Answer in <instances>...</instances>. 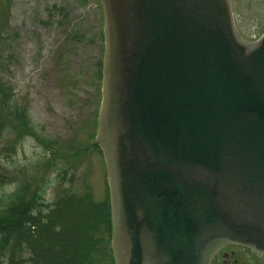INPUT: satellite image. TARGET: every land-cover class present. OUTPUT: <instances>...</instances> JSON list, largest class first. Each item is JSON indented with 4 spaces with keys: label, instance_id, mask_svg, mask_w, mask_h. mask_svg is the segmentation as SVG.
I'll return each mask as SVG.
<instances>
[{
    "label": "water",
    "instance_id": "95a60500",
    "mask_svg": "<svg viewBox=\"0 0 264 264\" xmlns=\"http://www.w3.org/2000/svg\"><path fill=\"white\" fill-rule=\"evenodd\" d=\"M100 1L115 263L264 251V33L241 38L228 0Z\"/></svg>",
    "mask_w": 264,
    "mask_h": 264
},
{
    "label": "rangeland",
    "instance_id": "374dc122",
    "mask_svg": "<svg viewBox=\"0 0 264 264\" xmlns=\"http://www.w3.org/2000/svg\"><path fill=\"white\" fill-rule=\"evenodd\" d=\"M101 10L98 0H0V78L19 107L13 117L12 99L0 104V198L28 183L27 199H35L19 229L28 236L0 246V264H114L109 241L103 252L95 237L108 218L104 160L91 144L101 99ZM39 219L49 226L42 236ZM87 223L95 235L84 233ZM63 246L77 247L78 258L64 259Z\"/></svg>",
    "mask_w": 264,
    "mask_h": 264
},
{
    "label": "trees",
    "instance_id": "16d2710c",
    "mask_svg": "<svg viewBox=\"0 0 264 264\" xmlns=\"http://www.w3.org/2000/svg\"><path fill=\"white\" fill-rule=\"evenodd\" d=\"M100 75V72H99ZM0 104L2 107L9 105L10 98L13 101V97L10 93L6 92L4 86L2 84V80L0 78ZM7 113H11L14 117V114H19V107L13 101L10 106H8ZM5 117L4 113L0 111V127L3 126L2 118ZM12 120V119H11ZM91 144H95L92 143ZM79 148V146H78ZM98 149V146L96 145ZM80 149V148H79ZM28 186L27 183H22L21 185L16 188L14 192L9 194L6 197L0 198V246L4 249L9 245L12 241L16 240L15 238H21L24 236H28L25 231L20 232L19 229L22 227L23 223H25L24 219V211L28 207V205L32 204L35 199H27L28 193ZM34 198V197H33ZM103 207L107 209L108 218H106V225L103 230V234L100 236H95L99 238V245H101L103 252L105 251V240L109 241V236H105L109 232V223H110V216H109V204L108 202L103 203ZM30 220L29 217H27ZM39 225L41 226L40 230L38 231V236L45 235L48 231V223L45 220L39 219ZM96 227L95 225H87L84 226V233L95 235ZM64 251V259H68L69 256H75L78 258V249L77 247L72 250L71 252L66 246H63ZM111 252V251H110ZM93 264V263H91Z\"/></svg>",
    "mask_w": 264,
    "mask_h": 264
},
{
    "label": "flooded vegetation",
    "instance_id": "af4514ba",
    "mask_svg": "<svg viewBox=\"0 0 264 264\" xmlns=\"http://www.w3.org/2000/svg\"><path fill=\"white\" fill-rule=\"evenodd\" d=\"M233 25L237 34L247 40L255 41L264 33V0H228ZM251 10H263V15L255 16L254 19L247 18L245 12ZM238 11H242L241 13ZM102 23L103 19L101 17ZM100 20V21H101ZM252 26L255 31L246 30L245 26ZM103 157V153L101 150ZM104 160V157H103ZM105 165V160H104ZM109 185V181H107ZM109 194V190H108ZM109 234L112 236V224L109 223ZM112 240V237L110 238ZM112 241L110 242V249ZM208 264H264V251L254 248L251 244L226 239L211 254Z\"/></svg>",
    "mask_w": 264,
    "mask_h": 264
}]
</instances>
